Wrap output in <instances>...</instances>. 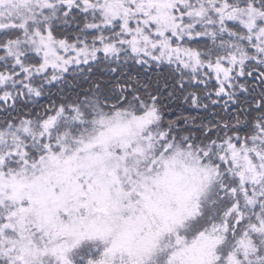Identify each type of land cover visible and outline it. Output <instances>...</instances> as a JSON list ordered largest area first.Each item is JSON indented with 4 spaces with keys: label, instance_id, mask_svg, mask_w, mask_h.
I'll return each mask as SVG.
<instances>
[{
    "label": "snow or ice",
    "instance_id": "snow-or-ice-1",
    "mask_svg": "<svg viewBox=\"0 0 264 264\" xmlns=\"http://www.w3.org/2000/svg\"><path fill=\"white\" fill-rule=\"evenodd\" d=\"M0 264H264V0H0Z\"/></svg>",
    "mask_w": 264,
    "mask_h": 264
}]
</instances>
